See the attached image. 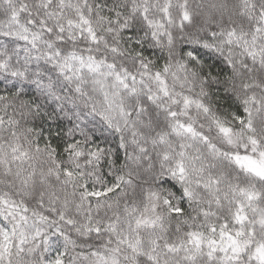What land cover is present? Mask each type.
<instances>
[{
  "label": "snow or ice",
  "instance_id": "snow-or-ice-1",
  "mask_svg": "<svg viewBox=\"0 0 264 264\" xmlns=\"http://www.w3.org/2000/svg\"><path fill=\"white\" fill-rule=\"evenodd\" d=\"M0 264H264V0H0Z\"/></svg>",
  "mask_w": 264,
  "mask_h": 264
},
{
  "label": "clouds",
  "instance_id": "clouds-1",
  "mask_svg": "<svg viewBox=\"0 0 264 264\" xmlns=\"http://www.w3.org/2000/svg\"><path fill=\"white\" fill-rule=\"evenodd\" d=\"M154 56H160V55H163L164 53L158 51V50H155L153 49V53H152ZM110 133V130H106L103 128L102 125H99L95 130H94V134L97 135V136H104V135H109Z\"/></svg>",
  "mask_w": 264,
  "mask_h": 264
}]
</instances>
